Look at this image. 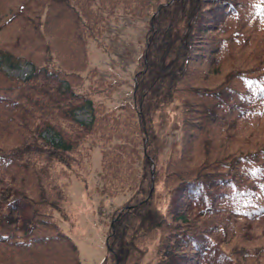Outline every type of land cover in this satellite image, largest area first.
<instances>
[{"label": "trees", "instance_id": "1", "mask_svg": "<svg viewBox=\"0 0 264 264\" xmlns=\"http://www.w3.org/2000/svg\"><path fill=\"white\" fill-rule=\"evenodd\" d=\"M122 15H148L147 40L133 100L109 109L112 83L85 88L90 44ZM3 32L0 264H82L58 218L96 147L100 191L131 194L102 264H264V0H0ZM175 103L159 164L154 118Z\"/></svg>", "mask_w": 264, "mask_h": 264}, {"label": "rangeland", "instance_id": "2", "mask_svg": "<svg viewBox=\"0 0 264 264\" xmlns=\"http://www.w3.org/2000/svg\"><path fill=\"white\" fill-rule=\"evenodd\" d=\"M148 20V15H144L143 18L122 15L118 19H111L107 23L103 39L90 44L92 52L90 68L95 72L92 78L87 80L85 88L91 89L94 86L97 88L98 80L107 85L112 83L113 85L110 87L101 86L107 93L95 94L97 95L95 96L96 100L102 101L109 109H116L126 101L133 100L135 70L146 47ZM6 34L7 32L0 34V40H3ZM7 70L21 77L26 76L29 71L26 67L17 71ZM227 70L222 71L227 73ZM224 78V75L213 76L209 85L217 87ZM79 118L81 120L88 119V112H80ZM180 121L181 107L179 103H175L167 111L155 115L154 125L166 144L163 148V156L158 161L159 164L168 156L172 144L180 138ZM256 141L262 143L264 136L253 140V142ZM115 142L114 139L113 144ZM245 142L232 143L231 146L237 148L238 144ZM244 147L251 148L249 144ZM100 162L101 151L99 147H96L88 164L80 169L81 176L87 178L86 182L77 178L73 179L69 190V200L67 205L65 204L66 210L61 217L57 216L60 218V228L65 230L78 245L82 264L103 263L107 253L106 242L111 221L115 212L124 206L131 196L130 193H126L111 197L100 191L102 186L98 176ZM97 186L100 192L96 190Z\"/></svg>", "mask_w": 264, "mask_h": 264}]
</instances>
